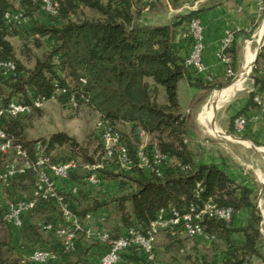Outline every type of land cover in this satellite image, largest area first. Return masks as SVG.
<instances>
[{"label": "trees", "instance_id": "obj_1", "mask_svg": "<svg viewBox=\"0 0 264 264\" xmlns=\"http://www.w3.org/2000/svg\"><path fill=\"white\" fill-rule=\"evenodd\" d=\"M51 1L56 6V15L41 12L39 0H19L22 10L13 9L8 0H0V62H12L15 66L10 75L4 76L0 70V108L12 101L31 107L27 114L1 117L0 132L14 145L22 147L32 166L39 156L52 164L76 161L77 169L68 179L55 180L57 193L68 203L74 216L82 220L86 214H91L96 229L107 232L112 239L123 236L129 229L145 233L161 211L174 208L184 213L191 207L198 210L206 203H214L230 207L232 217L229 221L202 218L203 233L210 239L201 238L213 244L212 256L196 252L194 258L188 255L183 261L245 264L254 257L262 259L261 217L255 194L215 164L196 163L188 146L187 114L178 101V83L185 79L194 90L212 91L222 89L235 76L231 58L229 68L233 75L225 76L223 82L213 78L207 81L186 65L191 40L183 38L182 34L189 21L197 18L196 13L154 23L145 15L163 11L161 0ZM158 2L163 5L161 10ZM7 11L20 12L27 22L22 26L6 24L3 16ZM35 13L38 16L34 17ZM12 37L21 41L29 39V44L23 42L20 52L25 50L26 60H33L31 66L16 59V50L9 40ZM32 49L43 50L38 55ZM263 61L264 47L250 74L253 85L259 89L264 88ZM253 96L249 93V107H257ZM72 98L75 107L69 105ZM37 99L42 105L56 99L75 111L84 106L97 114L92 131L97 146L92 158L80 163L78 157L81 156L75 153L79 144L63 132L48 138L28 137L29 114L40 109L32 107V101ZM98 124L107 125L120 134L131 159L128 170L121 169L116 160L101 169L90 170L104 155ZM123 126L125 135L119 129ZM143 141L148 160L153 151L165 157L159 167L160 174L146 171L147 168L140 165L138 151ZM2 142L0 139V146ZM65 147L69 151L67 156H53V151ZM12 161L21 163L13 153L0 150V173ZM93 172L100 179L96 187L85 181ZM35 173L29 168L8 184L0 182V264H35L31 261L35 250L50 255L45 264H98L109 246L96 236L78 231L74 250L67 251L54 232L45 231L47 225L58 228L63 224L59 207L52 198L39 199L22 215L20 227L4 221L7 202L33 199ZM21 180L27 183L23 185ZM113 182H117L120 189L116 194L107 192V185ZM73 188L77 189L75 193L71 192ZM25 190H29V194H25ZM244 208L251 211L248 224L244 228H233L234 214ZM111 212L118 217L113 229L107 227ZM234 233L243 236L242 244L233 241ZM162 234L172 245L178 243L180 251V240L197 241L198 238L187 237L178 226L163 229L159 236ZM161 249L156 240L155 263L166 264L160 260ZM116 264L153 263L140 248L132 246L119 254Z\"/></svg>", "mask_w": 264, "mask_h": 264}, {"label": "crops", "instance_id": "obj_2", "mask_svg": "<svg viewBox=\"0 0 264 264\" xmlns=\"http://www.w3.org/2000/svg\"><path fill=\"white\" fill-rule=\"evenodd\" d=\"M171 1L177 2L178 8H172ZM163 2L168 6L167 10L164 8L160 13L145 15L148 19L155 20L154 23H162L177 17L176 13L179 11V16L190 12L196 13L203 29L202 62L205 67L203 76H210L216 82H223L226 65L218 54L222 49L226 34H231L233 37L232 43L224 50V53L231 58L234 77L247 73L249 63L256 51L254 44L258 46L259 37L257 40L255 39V32L258 23L262 20V5H259L256 0H164ZM261 34L262 32L259 35ZM263 67L264 64L261 68ZM241 84L245 89L227 101L231 93L238 90ZM229 88L231 91L227 96L221 98L220 94L223 90L215 98L208 100L205 90L192 89L184 79L178 83V101L182 110L187 114V140L194 161L198 164H215L232 180L248 187L255 194V204L261 217V254L263 258L254 257L245 264H263L264 193L260 202H258V196L264 182V114L257 107L248 106V89L253 88L257 92L259 91L258 95L264 99V88L259 89L258 86H254L250 74L245 80ZM223 99L227 102L219 103ZM214 105L218 107V110L214 122L211 124L210 118ZM237 117L247 119L245 127L239 132L235 131L233 126ZM215 132L249 141L260 148L263 154H257L236 142L223 140L217 137ZM250 217L249 209H241L234 214L231 226L237 229L244 228ZM89 224L91 228H96L95 220H91ZM231 237L237 245L243 243L241 234L234 233ZM197 241L206 242L201 237H198Z\"/></svg>", "mask_w": 264, "mask_h": 264}, {"label": "built area", "instance_id": "obj_3", "mask_svg": "<svg viewBox=\"0 0 264 264\" xmlns=\"http://www.w3.org/2000/svg\"><path fill=\"white\" fill-rule=\"evenodd\" d=\"M256 1L259 5H263V0ZM39 2L41 12L50 15L57 14L56 6L51 0H39ZM3 19L6 24L12 26H22L27 22V19L24 18L20 12L13 11H7L3 16ZM182 37L191 40L190 51L185 61L186 65L205 80L211 81L210 76H203L205 71L202 62L203 29L197 18H193L189 21L187 30L182 34ZM232 41V35L226 34L223 40L222 49L218 54L219 58L226 65V77L233 75L229 68L230 57L224 53V50L228 48ZM0 70L4 76L10 75L14 72L15 66L12 62H0ZM248 92L254 94L253 101L260 112L264 114L263 98L255 93L253 88H249ZM69 105L75 107L73 98L70 99ZM41 106L42 102L39 99L32 101V107L40 108ZM30 109V106L12 101L5 108H0V118L3 116L17 117L29 113ZM246 123L247 119L244 117L235 118L233 122L234 130L237 132L241 131ZM98 125L101 128L100 140L104 148V155L96 165L90 167V170L95 171L101 169L104 167V164L114 160H116L121 169L128 170L131 166V159L127 148L121 142L120 134L107 125ZM139 137L143 140V133H140ZM0 139L3 140L0 150L3 153H13L16 160H21V163L12 161L5 165L4 170L0 173L1 183L8 184L12 178L16 175L23 174L25 170L29 168H32L36 172V182L32 190L33 199L23 200L17 203L7 202L4 221L9 225L20 227L22 224V215L32 209L39 199L52 198L56 201L59 207L63 224L58 228H53L51 225H47L44 227L45 231L54 232L56 236L62 240L63 246L67 251L74 250L78 231H85L88 236H96L102 243H107L109 246L100 258L98 264H116L119 260V254L123 250L132 246L140 248L148 261L157 264L155 263L153 250L161 230L178 226L182 229L184 235L189 238L203 237L204 239L209 240L210 238L203 233V228L200 224L202 218L207 216L208 218L229 221L232 217V209L230 207H219L214 203H206L198 210L191 207L188 212L184 213H180L172 208L168 212L161 211L145 233L129 229L123 236L112 239L107 232L89 227L88 224L93 220L91 214H86L82 220L74 216L68 207V203L64 202L63 197L57 193L55 180L62 181L68 179L69 174L77 169L76 161L69 160L64 163L52 164L47 158L39 156L36 159L34 166H32L27 160L26 152L20 145H14L2 132H0ZM144 147L145 143L143 141L141 142L138 151L140 165L149 169L151 172L155 171L160 174L159 167L165 157L161 156L157 151H153L151 159L148 160L143 150ZM85 181L87 185L92 187H96L100 183V179L95 172L88 176ZM76 190V188H73L71 192L75 193ZM49 259L50 255L43 250H35L31 254V261L35 264H45Z\"/></svg>", "mask_w": 264, "mask_h": 264}, {"label": "rangeland", "instance_id": "obj_4", "mask_svg": "<svg viewBox=\"0 0 264 264\" xmlns=\"http://www.w3.org/2000/svg\"><path fill=\"white\" fill-rule=\"evenodd\" d=\"M164 1V0H163ZM162 1V2H163ZM11 7L13 9L22 10L20 7L19 0H8ZM164 8L167 10L168 6L163 2ZM158 6L163 8L162 3L158 2ZM263 6V5H262ZM172 8H178L177 2L173 1L171 2ZM264 7V6H263ZM24 10V9H23ZM180 12V11H179ZM179 12L176 13V16H179ZM39 13V12H38ZM38 16L37 13H35L34 17ZM261 21L258 23V26L256 28L255 32V39L257 40L259 35V29L262 27L263 19H264V9H262L261 12ZM152 22H155L152 21ZM13 47L15 48V57L16 59L23 62L26 66H31L33 63V60L30 62L26 60L28 57L25 50H22V53L20 52V49L22 48V45L24 43L29 44V39L27 40H20L17 37H12L9 39ZM24 42V43H23ZM257 48V45L254 44V50ZM43 49H32V52L34 54H40ZM24 52V53H23ZM31 54V52H30ZM251 74V73H250ZM232 81V80H231ZM231 81L222 89L219 90H212V91H206V99H213L215 96L230 87ZM245 89L244 85L241 84L240 88L227 98V101L230 100L235 94H238L239 92L243 91ZM225 101V102H227ZM225 102L221 103L224 104ZM97 114L90 110L87 107L82 106L78 110H73L70 107L62 104L58 100H51L46 103H44L39 110L33 111L31 114H29L28 117V137L33 139H40V138H48L50 135L57 133V132H63L67 134L68 136L74 138L76 142L79 144L78 147L75 149V153H78L81 157H78L79 162L83 163L84 159L86 158H92L97 143L95 139L92 137V131L94 130V127L97 123ZM120 131L125 135V126L119 128ZM53 156H67L69 154V151L67 148H60L52 152ZM252 153V152H250ZM96 158V156H94ZM23 185L27 183L26 180L20 181ZM118 183L113 182L107 185V190L111 194H116L120 190L118 188ZM29 190H25V194L28 193ZM0 200H2V196L0 195ZM110 218L107 220V227L110 229H113L115 227L116 221L118 220V217L114 214V212L110 213ZM181 247L182 251L178 249L179 244L172 245L169 240L166 239V237L162 234L157 238V246L162 247L160 251V260L164 263H171L173 262H179L177 264H189L186 263L184 258L188 255L190 257L194 258V255L197 254L196 252L206 254L208 257L212 256V252H214V246L210 243H202L201 241H189L185 240L182 241ZM219 247V243H217ZM217 247V246H216ZM168 248V249H165Z\"/></svg>", "mask_w": 264, "mask_h": 264}, {"label": "water", "instance_id": "obj_5", "mask_svg": "<svg viewBox=\"0 0 264 264\" xmlns=\"http://www.w3.org/2000/svg\"><path fill=\"white\" fill-rule=\"evenodd\" d=\"M262 34L259 36V40H258V46L256 48V51L254 53V57L253 59L250 61L249 63V66H248V70H247V73L246 74H243V75H239L237 77H234L233 80L231 81L230 83V87L234 86L236 83L238 82H242L243 80H245L253 66L255 65V62L264 46V21H263V25H262ZM217 110H218V107L217 106H213V112H212V115H211V118H210V123L213 124L214 122V119H215V116L217 114ZM216 136L223 139V140H226V141H233V142H236L240 145H243V146H246L247 148H250L251 150H253L255 153L257 154H263V151L256 147L254 144H252L251 142L249 141H246V140H243L241 138H238V137H235V136H232V135H227V134H224V133H221V132H215ZM263 193H264V182L261 186V189H260V192H259V196H258V202H260L262 196H263Z\"/></svg>", "mask_w": 264, "mask_h": 264}, {"label": "bare ground", "instance_id": "obj_6", "mask_svg": "<svg viewBox=\"0 0 264 264\" xmlns=\"http://www.w3.org/2000/svg\"><path fill=\"white\" fill-rule=\"evenodd\" d=\"M262 28H263V27H261V28L259 29V34L262 32ZM237 86H238V84H237ZM230 91H231V88H228L227 90H224V91L220 94L221 98L227 96V95L229 94ZM223 101H225V99L220 100L219 103H220V102H223Z\"/></svg>", "mask_w": 264, "mask_h": 264}]
</instances>
